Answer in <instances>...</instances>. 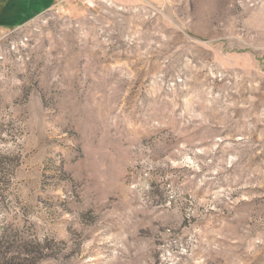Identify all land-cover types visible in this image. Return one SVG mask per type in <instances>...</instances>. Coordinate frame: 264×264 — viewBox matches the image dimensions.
Listing matches in <instances>:
<instances>
[{
  "label": "rangeland",
  "instance_id": "rangeland-1",
  "mask_svg": "<svg viewBox=\"0 0 264 264\" xmlns=\"http://www.w3.org/2000/svg\"><path fill=\"white\" fill-rule=\"evenodd\" d=\"M0 264H264V0H0Z\"/></svg>",
  "mask_w": 264,
  "mask_h": 264
},
{
  "label": "built area",
  "instance_id": "built-area-1",
  "mask_svg": "<svg viewBox=\"0 0 264 264\" xmlns=\"http://www.w3.org/2000/svg\"><path fill=\"white\" fill-rule=\"evenodd\" d=\"M86 5L93 6L97 0H82Z\"/></svg>",
  "mask_w": 264,
  "mask_h": 264
}]
</instances>
